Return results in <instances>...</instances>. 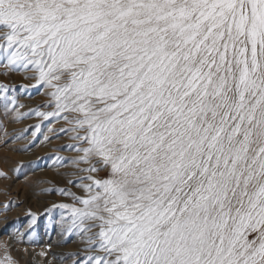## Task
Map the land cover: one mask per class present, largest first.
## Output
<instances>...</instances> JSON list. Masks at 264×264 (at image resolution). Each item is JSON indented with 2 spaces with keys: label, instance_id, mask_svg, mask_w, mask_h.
Segmentation results:
<instances>
[{
  "label": "snow or ice",
  "instance_id": "snow-or-ice-1",
  "mask_svg": "<svg viewBox=\"0 0 264 264\" xmlns=\"http://www.w3.org/2000/svg\"><path fill=\"white\" fill-rule=\"evenodd\" d=\"M5 30L111 169L71 210L94 251L264 264V0H0Z\"/></svg>",
  "mask_w": 264,
  "mask_h": 264
},
{
  "label": "rangeland",
  "instance_id": "rangeland-1",
  "mask_svg": "<svg viewBox=\"0 0 264 264\" xmlns=\"http://www.w3.org/2000/svg\"><path fill=\"white\" fill-rule=\"evenodd\" d=\"M16 47L0 39V264H111L114 256L93 250L99 221L73 224L71 211L85 209L82 201L101 192L93 180L114 178L111 169L85 157L82 116L57 107L53 94L69 77L42 82L36 58L24 60Z\"/></svg>",
  "mask_w": 264,
  "mask_h": 264
},
{
  "label": "bare ground",
  "instance_id": "bare-ground-1",
  "mask_svg": "<svg viewBox=\"0 0 264 264\" xmlns=\"http://www.w3.org/2000/svg\"><path fill=\"white\" fill-rule=\"evenodd\" d=\"M8 125V124H7ZM8 126H10V125H8ZM7 126V127H8ZM49 133V132H48ZM52 133V132H51ZM47 134V133H46ZM50 134V133H49ZM51 135V134H50ZM67 139V138H66ZM53 142V141H52ZM54 148V147H53ZM51 151V150H50ZM75 157V156H74ZM88 161V160H87ZM65 170V169H64ZM69 170V169H68ZM76 170V169H75ZM77 171V170H76ZM74 174V173H73ZM75 175V174H74ZM86 175V174H85Z\"/></svg>",
  "mask_w": 264,
  "mask_h": 264
}]
</instances>
